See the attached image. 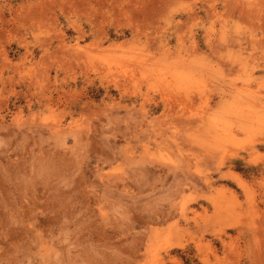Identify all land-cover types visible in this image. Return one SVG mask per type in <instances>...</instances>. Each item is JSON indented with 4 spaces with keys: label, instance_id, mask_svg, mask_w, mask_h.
Returning a JSON list of instances; mask_svg holds the SVG:
<instances>
[{
    "label": "rangeland",
    "instance_id": "1",
    "mask_svg": "<svg viewBox=\"0 0 264 264\" xmlns=\"http://www.w3.org/2000/svg\"><path fill=\"white\" fill-rule=\"evenodd\" d=\"M129 263L264 264V0H0V264Z\"/></svg>",
    "mask_w": 264,
    "mask_h": 264
},
{
    "label": "bare ground",
    "instance_id": "2",
    "mask_svg": "<svg viewBox=\"0 0 264 264\" xmlns=\"http://www.w3.org/2000/svg\"><path fill=\"white\" fill-rule=\"evenodd\" d=\"M72 53V52H71ZM75 53V52H74ZM103 64V63H102ZM102 70V69H101ZM133 72V71H132ZM120 73V72H119ZM246 111V110H245ZM130 264V263H129Z\"/></svg>",
    "mask_w": 264,
    "mask_h": 264
}]
</instances>
